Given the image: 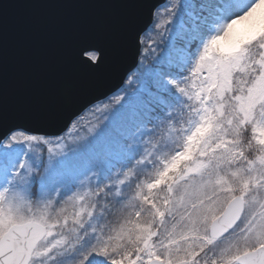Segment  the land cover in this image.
<instances>
[{
	"label": "snow or ice",
	"instance_id": "1",
	"mask_svg": "<svg viewBox=\"0 0 264 264\" xmlns=\"http://www.w3.org/2000/svg\"><path fill=\"white\" fill-rule=\"evenodd\" d=\"M0 264H264V0H0Z\"/></svg>",
	"mask_w": 264,
	"mask_h": 264
},
{
	"label": "water",
	"instance_id": "2",
	"mask_svg": "<svg viewBox=\"0 0 264 264\" xmlns=\"http://www.w3.org/2000/svg\"><path fill=\"white\" fill-rule=\"evenodd\" d=\"M12 3L22 4L27 0H11ZM41 4L51 3L52 0H39ZM163 4L166 0H158ZM60 11L52 8H41L38 10H30L26 8H13L8 13V29L9 35L7 40L9 66L10 69L15 67L18 56L22 51H25L31 46V42L26 41L19 34V30L30 19H34L36 23L41 26L47 25L53 18L57 17ZM116 83L115 79H109L106 81L105 90L112 87Z\"/></svg>",
	"mask_w": 264,
	"mask_h": 264
}]
</instances>
